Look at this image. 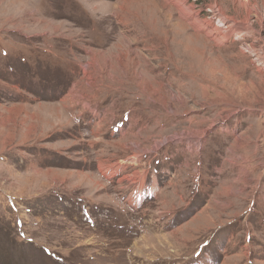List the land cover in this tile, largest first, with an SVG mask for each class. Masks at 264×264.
Listing matches in <instances>:
<instances>
[{"label":"rangeland","instance_id":"obj_1","mask_svg":"<svg viewBox=\"0 0 264 264\" xmlns=\"http://www.w3.org/2000/svg\"><path fill=\"white\" fill-rule=\"evenodd\" d=\"M243 2L250 32L187 49L145 38L136 0H0V264H264V0Z\"/></svg>","mask_w":264,"mask_h":264},{"label":"bare ground","instance_id":"obj_2","mask_svg":"<svg viewBox=\"0 0 264 264\" xmlns=\"http://www.w3.org/2000/svg\"><path fill=\"white\" fill-rule=\"evenodd\" d=\"M189 1L190 0H161V2L166 4L174 5L179 17L188 21V24L185 25L179 19L175 18L174 11H166L162 5H158L156 0H136L140 9V13L137 16L143 18L144 15L145 18L148 16L147 11L151 14L149 24L142 25V29H140L144 37L152 41L155 40V35L161 33L159 38H165L172 47L190 49L188 42L194 40L193 42L198 44V35H189L188 30L197 33L203 32L206 37L211 38L218 45L227 40L240 39L243 36V32L248 33L251 31L250 20L255 12L250 9V2L233 0L235 7L238 4L239 7L246 10L243 22L240 23L237 22L236 17L227 15L224 9L216 10L215 7L211 8V19L203 21L198 17V14L196 15L193 12L192 5H190ZM238 13L239 12H237V14ZM256 14L259 16L257 12ZM238 15L241 16L240 13ZM195 50H199L198 46ZM256 57H258L257 61L260 62V56L256 55Z\"/></svg>","mask_w":264,"mask_h":264}]
</instances>
